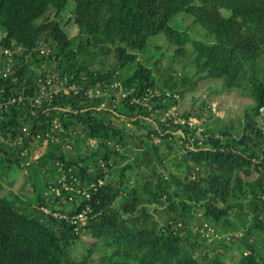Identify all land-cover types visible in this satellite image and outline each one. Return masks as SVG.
<instances>
[{
	"label": "trees",
	"instance_id": "obj_1",
	"mask_svg": "<svg viewBox=\"0 0 264 264\" xmlns=\"http://www.w3.org/2000/svg\"><path fill=\"white\" fill-rule=\"evenodd\" d=\"M161 34L193 78L139 58ZM52 73L78 91L38 106ZM199 79L252 99L239 132L165 116ZM0 134V264H264V0H0Z\"/></svg>",
	"mask_w": 264,
	"mask_h": 264
},
{
	"label": "rangeland",
	"instance_id": "obj_2",
	"mask_svg": "<svg viewBox=\"0 0 264 264\" xmlns=\"http://www.w3.org/2000/svg\"><path fill=\"white\" fill-rule=\"evenodd\" d=\"M68 17L69 14H66ZM190 17L187 14H180L176 17V21L182 22L183 24L188 23ZM66 30L69 35H74L77 32V27L74 24H68ZM192 36H195L192 34ZM154 39V40H153ZM152 51H146L145 54H140L139 58L144 56L150 62L156 61L152 56V53L155 51L160 53V59L157 62V65L161 68V77H166L168 72L173 70V73L177 75H186V78H193L194 68L191 65L189 59V53L179 57L174 56V45L168 42L163 34L158 37L151 38ZM190 48L188 47V50ZM159 76V79H160ZM191 83V82H190ZM189 84V83H188ZM179 89L184 90L183 97L179 100L177 106H173L165 113V116H172L174 122H182L181 114L184 112H190L191 116L189 117V123L192 125H198L203 121L210 122L213 127L223 128L225 126L229 127L234 133L240 131V118L245 107L252 103V99L248 94L242 89H225L222 87L221 81L218 79H199L196 86L193 89H184L180 87ZM114 121H120L115 120ZM127 126L130 128V131H133L136 134L140 132H145L144 128H137L131 123L127 122ZM180 130L174 132V134L179 133ZM198 134V133H197ZM177 139V144L179 145L180 141ZM154 141H158V138H155ZM164 145L161 146V148ZM45 148L44 143H38L32 148V155L38 156L43 152ZM24 171H11L9 174L12 177H15L13 184L9 185L8 183H3V188L1 193L13 192L19 194L20 197L25 199V193L32 195L30 183L23 185L24 180ZM255 175V172L253 173ZM82 241L77 243L73 248V257L76 260H80V254L84 247L91 244L94 239L87 234H82ZM238 250L235 247H232L229 251V256L236 258ZM99 253L94 252L92 254V259L96 260Z\"/></svg>",
	"mask_w": 264,
	"mask_h": 264
},
{
	"label": "built area",
	"instance_id": "obj_3",
	"mask_svg": "<svg viewBox=\"0 0 264 264\" xmlns=\"http://www.w3.org/2000/svg\"><path fill=\"white\" fill-rule=\"evenodd\" d=\"M5 54H7L8 56L10 55V51L8 50H4L3 51ZM9 70V68L7 67L5 69V71L3 72V75L5 76L7 71ZM114 86H116L117 84H113ZM74 91L77 92L78 91V86L77 84H70V85H64L63 80L59 79L55 73H52L50 76H48V78L45 81V84L42 83L41 88L39 90V94L33 99L34 102L39 106L42 102L43 99H51L52 97L58 95L60 93V91H63L64 93H68V91ZM84 95H86L88 98H93V97H97V96H102L104 94H107V91L105 89H101L98 86H88L84 89ZM117 96H124V92H122L121 90L116 92ZM109 96V95H108ZM22 100V96L19 95L18 97H12L8 100L9 103H14V102H20ZM105 107V102L102 101L101 103H99L97 105V109H102ZM263 108H261L262 110ZM24 131H26V129L24 128ZM38 138L39 135L35 136L34 145H38ZM3 141V137L0 134V141ZM43 143H46V140L43 141ZM27 153V150H23L22 154L25 155ZM33 153H31V158H34V156L32 155ZM36 157V156H35ZM78 219L83 220L85 218V212H81L78 214Z\"/></svg>",
	"mask_w": 264,
	"mask_h": 264
}]
</instances>
